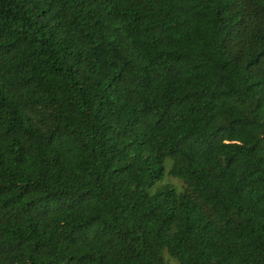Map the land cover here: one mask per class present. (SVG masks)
Here are the masks:
<instances>
[{"label":"trees","instance_id":"obj_1","mask_svg":"<svg viewBox=\"0 0 264 264\" xmlns=\"http://www.w3.org/2000/svg\"><path fill=\"white\" fill-rule=\"evenodd\" d=\"M0 264H264V0H0Z\"/></svg>","mask_w":264,"mask_h":264},{"label":"rangeland","instance_id":"obj_2","mask_svg":"<svg viewBox=\"0 0 264 264\" xmlns=\"http://www.w3.org/2000/svg\"><path fill=\"white\" fill-rule=\"evenodd\" d=\"M167 165H168V160H165L164 162V175H163V181H169L176 190H180L181 189V184L179 182V180H177L176 178L174 177H171L169 176L167 173H166V168H167ZM164 258L167 257L166 253L163 254ZM168 262L169 263H173L174 262V259L172 258H168Z\"/></svg>","mask_w":264,"mask_h":264}]
</instances>
